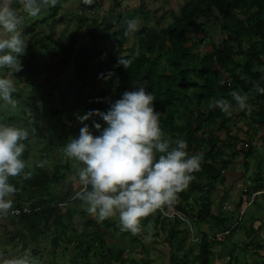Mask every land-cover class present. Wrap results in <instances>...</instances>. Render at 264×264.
Wrapping results in <instances>:
<instances>
[{"label": "trees", "instance_id": "trees-1", "mask_svg": "<svg viewBox=\"0 0 264 264\" xmlns=\"http://www.w3.org/2000/svg\"><path fill=\"white\" fill-rule=\"evenodd\" d=\"M62 2L58 0L55 7H49L52 8V12L46 18L55 16ZM120 2V0H114L116 6H120ZM16 5L20 7L18 3ZM140 9L142 12L146 9L144 0H141ZM86 16L89 19L84 18ZM172 16L173 21L169 25H162L163 21L160 17L155 20V24L140 27L132 33L137 40L130 47H124L127 38L126 26L113 30L112 36L115 38L114 42L118 51L122 53L128 51V53L118 57L111 54L108 59L114 64V68L105 69L103 73L105 76L113 73L111 77L117 79L116 93L119 96H122L125 91H134L141 86L154 96V108L160 114V128L164 133V139L168 140L170 145L174 146L177 139L187 141L186 151L189 156L203 149L204 145L207 146L202 153L200 171L193 173L194 180L186 190L178 194V199L173 205L163 208L166 212L178 211L182 217H187L189 220L179 215L167 216L157 210L143 220L142 225L148 231H153L152 237H157L161 235L160 231L167 230L164 237L170 250V259L167 264H213L216 256L215 247L244 223L241 220L243 214L240 218L241 222L239 220L240 224L236 222V226L231 224V217L220 215L216 210L214 193L222 192L220 186H224L226 181L224 170L235 163H240L239 161H242L244 165V171L239 179L246 177L249 158L253 156L255 150L251 142H248L241 160L237 157L238 151L233 149L232 143L217 135L205 136V129L212 130L213 125L218 123L219 130L224 129L229 138L238 140L237 136L230 135L231 115H226L216 106L209 108V104L223 99L229 101L232 106H236L231 93L235 91L240 95H247L248 103L253 105V110L249 114L250 121L256 125L261 146L264 148V131H262L264 130V94L256 90V85L264 88V0H186L179 12H173ZM77 17L79 24L81 21L87 23L91 44L85 42L74 45V43L67 44V41L62 38L54 39L60 43L59 53L56 54L58 66H67L71 63L76 73V79L70 82L76 85L77 92L72 99H69L75 103L72 106L65 103V95L62 94L61 106H54L48 112L50 118L57 121L54 127L62 131L61 137L73 133L72 131L80 126L75 112L80 99L84 101L87 112L90 110L106 112L108 102V91L102 89L96 96L90 89L95 83L93 60L100 51L97 41L101 36H106L104 32L113 28L115 22L107 21L105 17L100 20L98 12L79 14ZM32 25L22 32L23 38L33 30ZM205 25L214 26L215 29L217 26L222 40L219 47H216L214 41L212 50L200 55L198 46L202 43L203 37L199 34L204 32ZM99 28L101 33L96 35V30ZM39 34L40 31L33 32L27 40L28 47L31 49L29 57L31 63L43 46L50 45L44 38L39 37ZM53 35L54 31L50 33L47 40L55 42ZM39 40L42 46L39 45ZM120 56L130 61L127 68L118 63ZM21 60L24 63H22L23 70L20 74L23 76L26 74L23 71L27 62L23 61L24 58ZM4 76L5 73H2L1 78ZM43 88L44 94L49 97L40 101H31L39 102L40 106L34 109L30 101H25V104L30 107V109H24L26 117L22 118L26 129L29 128V122L34 117L33 112L44 111L43 102L52 104L51 97L55 96L53 91L58 86L45 84ZM13 94L17 97L24 95L25 99L29 97L25 95L27 93L22 87H17ZM242 114L246 115V111H242ZM16 118L15 114L5 113L0 116V123L16 122ZM100 119L94 116L90 123ZM67 120L71 122L75 120L74 126L69 122L74 130H69L70 125H67ZM12 124L21 127V122ZM29 144L23 157L26 160L34 156ZM50 149V144H46L41 150L47 153ZM44 162L45 160H42L41 164ZM39 164V162L34 163L37 166L34 171L26 169L31 172L30 178H25L23 175L10 178V183L17 186L20 191L14 198L13 210L8 217L0 216V228L9 236L8 240H11L15 249L21 241V249L24 252L22 254H26L25 250L29 247L30 241L39 239L52 228L54 232L51 238L52 252L55 253L56 248L63 242L64 250L70 252L71 261L80 263L76 255L87 258L91 252H94L98 254L94 264H115V262L127 264L128 261L133 264H149L148 259L140 261L134 257L127 259L132 251L129 248L128 254L125 255L127 245L135 246L136 240L126 235L125 231L118 235V241L109 245L106 243V232H101L100 227L106 231L112 227L117 228L119 222L114 221L113 218L103 221L90 218L86 224L89 228L84 225L85 229L77 223L75 215L79 212V204L83 202L75 196L82 191L83 186L81 185L79 189L73 188L67 174L68 162L50 164L52 171L43 169ZM261 165L258 169L260 175L263 174ZM254 182L252 189H259L264 185V181L261 182L260 179ZM249 193L245 191L246 200ZM192 194H194L196 206L187 208ZM10 214H14L16 218ZM200 223L208 224V229H198ZM193 225L196 230H193ZM82 227L83 230L80 231ZM87 230L90 232L87 233ZM79 236L84 238L81 239ZM87 236L91 237L92 242L87 241ZM187 237H191L194 242L190 246L185 245ZM122 241L126 245H122ZM102 249H106L111 257L105 260L106 255ZM2 251L7 256L3 261L18 259L14 254H8L9 251L6 249ZM38 251V249H32L34 255ZM3 261L0 264H3ZM227 264L236 263L229 259ZM258 264H264V260Z\"/></svg>", "mask_w": 264, "mask_h": 264}, {"label": "clouds", "instance_id": "clouds-1", "mask_svg": "<svg viewBox=\"0 0 264 264\" xmlns=\"http://www.w3.org/2000/svg\"><path fill=\"white\" fill-rule=\"evenodd\" d=\"M20 6L13 7V0H0V69L13 74L21 72L20 57L26 54L27 41L22 35L24 23L21 13L37 17L46 7H55L58 0H15ZM92 5L93 0H82ZM140 18L126 20L125 35L136 32ZM118 63L125 68L130 61L120 56ZM101 74V77L108 79ZM264 94V88L256 85ZM16 84L12 79L0 78V101L15 109L13 98ZM236 109L251 111L247 95L231 93ZM154 96L145 87L125 91L122 97L111 103L107 112L90 110L78 115L83 125L79 136L70 138L63 152L79 162L77 169L82 191L75 196L83 202L86 211L99 221L118 215L121 231L136 236L142 231V221L165 206L173 205L178 194L186 190L194 180L193 173L200 171L202 157L189 156L187 141L177 139L174 146L164 139L159 124V113L154 108ZM219 107L231 115L233 106L227 100H215L209 108ZM97 116L107 127L93 120L92 126L100 131L94 135L85 121ZM35 129H33V132ZM29 131L15 124L0 123V216L13 210V201L20 189L10 183V178H30L31 167L24 159ZM43 167V164L39 165ZM150 227V225H149ZM3 264H26L22 259H9Z\"/></svg>", "mask_w": 264, "mask_h": 264}, {"label": "rangeland", "instance_id": "rangeland-1", "mask_svg": "<svg viewBox=\"0 0 264 264\" xmlns=\"http://www.w3.org/2000/svg\"><path fill=\"white\" fill-rule=\"evenodd\" d=\"M62 1L63 2L61 4V6H63L65 8V17H64L65 19H63V20H68V18H70V17H71L70 19H73L74 18L73 13L82 14V15H86V13H88V14L89 13L96 14V12L100 11L101 9L102 10L105 9V10H108L110 12L108 14H107V12H104L102 14V16H106V17L108 16V18H110L112 22L116 23L117 27L121 26V22H119V23L117 22V21H119L118 19H120V17H118L119 14H116L117 8H119V6H116L114 4V0H99L101 3L100 2L97 3V0H93L92 5H85L82 2V0H62ZM185 1L186 0H176V6L172 7L173 8L172 9L173 12H175V10H176V12H179L180 7L182 6V4ZM14 3H15V1H14ZM102 3H103V5H106V8H104L103 6H101V8L99 7L100 5H102ZM144 3H145V0H144ZM169 3H171V2H169ZM16 4L17 3L13 4V7L14 8H19V7H16L17 6ZM149 5L150 6L153 5V3L150 2V0H149ZM85 7H87V8H85ZM46 8L48 9L46 11V13L52 12V8L51 9L49 7H46ZM44 10H45V8L43 9V11ZM43 14H44V12H41V14L38 15L37 17H30V16H28V15H26L24 13H21V15L23 16V20H25V19L27 20V21H25L26 25H32V24H36L37 23L38 26H40V25L42 26V23H41L40 20L37 22L35 19L42 18ZM84 18H88L89 19V17H87V16L84 17ZM172 19H173V17H172ZM172 19H171V21H172ZM76 20H78V19H76ZM70 22H72V21H70ZM162 24H163V22H162ZM164 26H166V25H164ZM67 27L72 29V33H71L73 35L72 39H75V41L77 42V45H80L82 43H85V42L89 41V36L87 37L88 27H87V23H85V21H81L80 24H79L78 21H76V26L74 27V29H73V27L71 25H69V23H68ZM25 29H26V27L22 26V32ZM218 30H219V28L217 29V26H216V29H215L214 26L205 25L204 32L203 33L200 32V34H199L200 36L203 37L202 43L198 46L200 55H203L205 53V51L212 50V44H213L214 41L216 42L217 37L220 34ZM99 31H100V29L96 30V35H99V33H101ZM110 32H111V30H110ZM104 33L106 34V36L110 35V38L107 40L104 35H103V37L101 36L99 38L100 42L98 43V45H100L102 47V51L103 50H105V51L101 52V56L95 57L94 65H97V67L98 66L102 67L103 65L111 64V62H109V59H108L109 58V53H112V54L120 53V51H118V49H116V50L112 49L113 45L111 46V43H110V41L113 40L112 37H111L112 34H109V32H104ZM71 34H68V37H61V38H64L65 41H67V44H68V43H70V35ZM42 35H43V31H42V33L39 34V37H42ZM86 39L88 41H85ZM48 43L51 45V47H52V45H58L60 47L59 41H57V43H56V42H50L48 40ZM167 43H168V40H167ZM90 44H91V42H90ZM99 54H100V51L96 55H99ZM106 56H107V58L105 59L104 57H106ZM21 58H24V60H26L25 56L20 57V59ZM34 62H35V64H31V65L29 64L30 61L28 62V64L30 65V70L27 67L25 68V70L23 72L24 73L26 72V74H28V75L24 74L23 78H30L31 80H35L36 81V80H39L40 77L42 79L44 77H46V78L47 77L48 78L51 77V78H53V82H55L56 84L60 83L59 80H57L56 72H54V71H56V69H53L54 68V64H52L50 62L47 63L48 68L51 69V70H48L47 72H45V71L39 69L36 66V63L38 62V60H36V59L34 60L33 59V63ZM111 65L113 67L114 64L112 63ZM57 72H59V71L57 70ZM42 73L44 74L43 76H41ZM10 74H11V77H13L11 71H10ZM101 74H104V73H102L101 71L98 72V73L97 72L95 73V71H94L93 77H94L95 83H94V86H92V88L90 90L92 92H94V94L96 96H98L100 94L102 89H105L106 91H108V93H107L108 94V102H107V108H106V112H107L109 107H110V105H111V103H113L116 100L120 99L122 96H120V98H119L117 96L118 94L116 93L117 79L110 77L108 79H104V81L106 80L104 82V81H101L103 79L101 77ZM104 76H105V74H104ZM17 79H19V77H17ZM49 80H51V79H49ZM17 85L19 86V83H17ZM75 86L76 85L65 86L64 90L62 91V93H64V95H65V97H64L66 99L65 103H68L71 106L73 105V103H75V102L69 101V99H72L76 95L77 90H75ZM27 87H28V89L22 85V88H24L26 90L30 89L36 95L39 94L38 90H41L39 88V86H34V87L27 86ZM53 92H54V95H55V91H53ZM31 97L36 98L35 96H31ZM45 97H48V96L46 95ZM34 98H32V99L26 98L25 99V97H22V99H21L22 103H18L17 107L15 109H13L10 106H8L6 108H2V109H7V110L4 111V113H0V116L5 114V113H8L10 115L11 114H15L17 116V118H16L17 121L13 122V123L18 124L19 122H21L22 117L24 116V109H30V107L25 104V101L28 100V101L31 102V101L37 100V98L36 99H34ZM60 98H61V96H58V95L54 96L52 98L53 99L52 100V104H46L45 102H43L44 103V105L42 107L43 110L44 111H49V109L54 107V106L55 107L56 106H58V107L61 106ZM41 99H43V98H41ZM31 103H32L31 104L32 108L40 106L38 104L39 102H36L37 104L35 102L34 103L31 102ZM4 104L5 103L3 102L0 106H2ZM252 110H253V105H251V111ZM251 111L250 112L246 111V115H243L242 111L236 109V106H233V111L231 112V117H230V121H229V125H230V128H231L230 135L237 136L238 140L234 141L233 139L229 138L226 135L224 129L219 130V128L217 127L218 123L213 125L212 130L205 129V136L217 135V136H220L223 139H225L227 142L232 143L234 145L233 149H236L238 151L237 157L240 158L241 160L243 158L244 150L248 147V142H251V144L254 147L255 153L253 154L252 157L249 158L248 170L252 169V167L254 165V160H257V161H259V163L257 165V169L255 168V170H257V172H258L259 165H261V162H262L261 167H262L263 174H264V160H263L264 159V148L261 146V140H260V137H259L260 135L258 136V131L256 129V125L250 121L249 114L251 113ZM75 112H76V116H78V115L82 116V115H85L86 113H88L86 111L85 104H84V101L82 99H80L79 106L75 110ZM33 115H34V117H32L33 122L36 123L38 121L39 123H42V125H45V127L48 124L47 121H49L51 119L50 116H49V113L48 114L47 113L44 114V113L38 112L36 110L33 112ZM90 121H91V118L89 120L85 121V123L89 125L90 131L94 135H100V131H97L92 126L93 123L91 124ZM69 122L72 124V126H74L76 124L75 120H74V122H71V120L70 121L67 120V125H70ZM97 122L101 125V130L103 128L107 127V125L105 124V122L103 121L102 118L100 120H98ZM8 123L12 124L10 122H8ZM34 123H32V124H34ZM25 126H21V127L25 128ZM68 127H69V130H72L74 128V127L72 128L71 125L68 126ZM81 127H83V125L80 123V126L78 127V129H76L75 131H72L73 132L72 134L65 135L63 137V139H62V142H60V143H57L58 140H59L57 138L56 139V143H55L56 146H54L53 149L51 148L50 150H47V153H45L41 149L36 150L34 148H31L32 154H34V156L28 158V161L31 164V167L29 169L31 171H34L37 168V166H35L34 163L35 162H39L41 164L42 160H45V162L43 163V167L42 168L43 169H47V170H51L50 164H55L57 162H68L69 163V169H68L69 171H68L67 174H68L69 177H74V176L77 177L76 178L77 181L75 182V184H73V188L74 189H79L81 184L79 183L77 169L79 167H82V165H80L79 162H77V161H75V160H73L71 158H68L63 152V147L69 141L70 138H75V137L79 136V130H80ZM27 130L30 133H32V129L30 128V126H29V128ZM262 131H264V130L262 129ZM262 131H260V132H262ZM36 133H37V135L39 134V132L35 131L34 134H36ZM34 138L35 137L33 135L29 134L28 141H32ZM47 142H50V141H47ZM24 143L27 146V142H24ZM46 144H51V143H46ZM206 148H207V146L204 145L203 149L197 150L194 155L202 157L203 150H205ZM239 162L240 163H235L236 167H239V168L244 170V168H243L244 165L241 163L242 161H239ZM217 192L218 193H217L216 198H215V203H216V210L219 213V191H217ZM190 200L192 202H194V203L193 204L191 203L187 208H190L191 206H196V203L194 201V194L191 195ZM82 204L83 203L79 204V206L81 205L80 207L78 206L81 211L75 215V219H76L77 223L80 226L82 225L84 227V229H85V226L88 223V220L90 218L97 219V220H98V218L93 216V215H90L86 211L85 208H82L83 207ZM10 215H13L14 218H16V216L14 214H10ZM5 217H8V215L5 216ZM112 218L114 219V221H118L119 222L118 215L114 216ZM83 227H82V229L80 231L83 230ZM86 228H89V227L86 226ZM193 230H195V228ZM80 231L78 233H80ZM87 231H88L87 233L90 232L89 230H87ZM100 231L101 232H106L105 241H106V243L108 245L118 241V235H120L122 233L119 224L117 225V228L112 227L108 231H106L103 227H100ZM125 233H126V235H130L131 239H135L136 240L135 241L136 242L135 246L131 247V245H127V249H126V254L125 255H127V251H128L129 248L132 250L131 253L127 256L128 260L132 259V257H134L138 261H140L142 259H148L149 260V264H167L168 263V261L170 259V250L168 248L169 246H168L167 242L164 240L165 239L164 237L167 234V230L160 231L159 233H161V235H157V237H152L151 235L153 234V231H151V232L148 231L147 228L144 225H142V231L136 237L131 235L130 232H125ZM53 234H54V232H53V229L51 228L43 236H41L39 239L37 238L34 241H30L29 247L25 250L26 254H22V253H24L22 251V249H21L22 242L20 241L19 242L20 244H18L17 248L15 249V247L12 245L11 240H8L9 236H7V234L4 233L3 229L0 228V262L3 261L4 259H6V257H7L6 255L3 254V251H2L3 249H6L7 251H9V252H7L8 254H14L15 255V253H16V256L19 259L25 260L27 264H50L51 262L53 264H94L96 262V260L98 258V254H95L94 252H91L87 258H85V257L81 258L80 255H76V257L79 258L78 261H80V263H78L77 261H74V260H72V261L70 260V258H69L70 257L69 256L70 252L68 253L67 252L68 250H64V246L57 247L56 250H55V253H53L52 252V241H51V238H52ZM190 236H192V235H190ZM80 238L83 239L84 236H81ZM87 238H88L87 241H91L92 240L91 237L87 236ZM17 241H18V239H17ZM185 243H186L185 245H189L190 246V244H192L194 242L192 241L191 237L190 238L187 237V239L185 240ZM60 244H62V243H60ZM121 244L122 245L123 244L126 245V243H124V241H122ZM62 247H63V249H62ZM239 248L240 247H237V249H235V252L236 253H237V251L239 252V261L241 263H244L242 261H243V258L246 259V254H244L243 247H242V249H239ZM247 248L250 251L254 252V250L251 247H247ZM32 249H38L39 251L37 252V254L34 255L33 252H32ZM261 249H263V248H261ZM15 250L17 252H15ZM102 251H104V253L106 255L105 260L111 257L109 252L106 249L105 250L102 249ZM61 253L64 254L63 257L60 255ZM66 254L68 256H66ZM215 255L216 256H215L213 264H219V246L215 247ZM251 256H254V255H251ZM114 259H115V257H114ZM262 260L259 259L258 262H252L251 264H258ZM103 261L104 260H102V262ZM115 264H125V263H123V262H119V263L117 262L116 263L115 262ZM127 264H133V263L128 261Z\"/></svg>", "mask_w": 264, "mask_h": 264}, {"label": "crops", "instance_id": "crops-1", "mask_svg": "<svg viewBox=\"0 0 264 264\" xmlns=\"http://www.w3.org/2000/svg\"><path fill=\"white\" fill-rule=\"evenodd\" d=\"M14 1L15 0H13V4H15ZM120 1H121L120 6H119V8H117L116 14H119L118 17H120V19H118L119 21H117V22L118 23L121 22V26L117 27V25L115 23V26L110 29L111 32H110V30L107 31V32H109V34H112L113 30H118V29L122 28L123 26H126V20L132 19L135 17L140 18V27H142L146 24H155V20L157 18H160V17H162V20H163L162 25H169L173 21V19H172V17H173L172 16V13H173L172 9L173 8L172 7L176 6V0H150V2L153 3L152 6L149 5V0H145L146 9L143 12L140 9L141 0H125V1L120 0ZM99 2L100 1L97 0V3H99ZM169 2H171V3H169ZM101 6L106 8V5H103V3L99 7L101 8ZM85 8H87V7H85ZM47 10H48L47 8H45L44 11L42 10V12H44L43 16L41 15L42 18L35 19L37 22L40 20L42 23V26L41 25L38 26L37 23L34 24L33 30H31L30 32H28L24 36V39L26 41L32 35V33L36 32V31H40V33H42V31H43V35L41 38H44V40L46 42H48L47 39L49 38L50 33H52L53 31H54L53 40L59 39V38L61 39V37H68V34L72 33V29L67 27L68 23L74 29V27L76 26V21H77L76 19H77V16L79 14L73 13V15H74L73 19H70L71 18L70 17V18H68V20H63V19H65L64 18L65 17V8L63 6H61L58 10V13L55 16L46 18L48 16V14L50 13V12L46 13ZM104 12H107V14H108L110 11L105 10V9L104 10L101 9L100 11H98L99 19L102 20V18L105 17L107 19V21H111V19L108 18V16L107 17L102 16V14ZM175 12H176V10H175ZM24 14H26V13H24ZM43 18H46V19L43 20ZM171 19H172V21H171ZM25 21H27V20L26 19L24 20V23L22 26H25V27L31 26V25H26ZM70 21H72V22H70ZM72 36L73 35L71 34L70 35V43H74V45H77V42L75 41V39H72ZM88 36L89 35L87 33V37ZM111 37L113 39L112 41H110L111 46L113 45L112 49L116 50L118 48L114 42L115 38L112 35H111ZM105 38L108 40L110 38V35L105 36ZM62 39L65 40L64 38H62ZM99 40H98L97 44L100 42ZM136 40H137V38H136L135 34L131 33V34L127 35L124 47H130L131 45H133L136 42ZM85 41H88V40L86 39ZM55 42L57 43V40ZM41 43L42 42H40V40H39L40 46L43 45ZM89 43H90V41H88L86 44H89ZM59 49H60V47L58 45H52V47H51V45H48L47 47L43 46L41 48V51L37 54V56L35 58L36 60H38V62L36 63V66L45 72H47L48 70H51L48 68L47 63L50 62V63L54 64L53 69H56V71H54V72H56L57 80H59V82H60L59 84L58 83L56 84L55 82H53V78H51V77H49V78L44 77L43 79L40 77L39 80H36V81L31 80L30 78H23V76L19 72L15 73V74L12 73L13 77H11L10 71L8 69H1L0 70V78L2 77V73H5L4 78L12 79L16 84V88L22 87V85L24 87H26L27 89H28L27 86H32V87L39 86V88L41 90H38L39 94H37V95L35 93H33L30 89L29 90L25 89V91L27 93L25 95H30L28 97L29 99L34 98L31 96H35L37 98V100H39V101L42 100L41 98H46L45 97L46 95L44 94L45 90L43 88V85H45V84L50 85V86H53V85L58 86V88L55 89V96L58 95V96H61V98H62V94H64V93H62V91L64 90L65 86H73V84L70 81L76 79L75 78L76 73H75V70L73 69V66L71 63L67 64V66L66 65L58 66V56H57L58 54H57V52L59 51ZM98 49L100 50V54L96 55V57L101 56V52L105 51V50L102 51V47L100 45H98ZM123 53H128V51L123 52ZM123 53L120 51V53H118V54L114 53V55H116L118 57V55H121ZM111 54L112 53H109V56ZM30 55H31V49H30V47L27 46L26 54L24 55L27 58H26V60H23V61L27 62V64L24 67L25 68L29 67V69H30L31 64H35V62L33 63V61H32V63L31 62L29 63L30 65L28 64ZM104 58L106 59L107 56ZM21 59H23V58H21ZM21 62H22V60H21ZM93 62H94V60H93ZM22 63H24V62H22ZM111 64H109V65L106 64V65H103L102 67L101 66L97 67V65H94L93 73H94V71H95V73L96 72L98 73L100 71L103 73V70H105V69H113L114 67H112ZM57 70L59 72H57ZM43 73L41 76L44 75ZM25 75H28V74H25ZM17 77H19V79H17ZM49 79H51V80H49ZM93 80H94V77H93ZM101 81H104V78ZM17 83H19V86L17 85ZM117 96L120 98L119 95H117ZM22 97H25V96L23 95ZM22 97H17L16 95L13 94V98L17 101V104L22 103V101H21ZM53 97L54 96H52L51 98H53ZM36 98H34V99H36ZM61 98H60V101L62 100ZM2 103H3V101H0V105ZM6 107H8V105H6V104L0 106V113H4V111H6L7 109H2V108H6ZM48 112L49 111H43L42 113L48 114ZM23 117H26V115L24 114ZM23 120L25 121V119H23ZM5 123H8V121ZM32 123H34L33 119L29 122V126L32 129V133L29 132V134L33 135L35 138L32 141H28V140L25 141V142H27V144L30 143L29 145L32 148H34L36 150L38 148L42 149V147L44 145H46V143H51L50 147L53 149L54 146H56L55 143H56L57 138L59 139L57 143L62 142V139L65 135H63L61 137L62 131L60 129H56L54 127V125H55L54 123L57 124L56 120L51 118L49 121H47L48 124L46 127H45V125H42V123H39L38 121L34 124H32ZM21 126H25V124L22 122V120H21ZM33 129H35V131L39 132L40 135L39 134L37 135V133L34 134L35 131L33 132ZM47 141H50V142H47ZM258 163H259V161L254 160V165H253L252 169L248 170V172L246 173V177L243 179H239V177H240V175H242L244 170L239 168V167H236V165H232L231 167H228L227 169L224 170V174L226 176V181H225L224 186H220V190L222 192H219V214L224 215V216L229 217V218L231 217V224H234V225L236 222H238V224H240L239 220L243 214V219H241V220L244 221V223L240 224L241 226L236 228L234 232H231L227 237H225L223 239V242L219 245V264H227L229 259L232 260V262H234L236 264H242L239 261V252L238 251H237V253L235 252V249H237V247H240L239 249H242V247H243L244 254H246V259L243 258V261H242V262H244L243 264H251L252 262H258L259 259L264 260V238H263L264 237V195L258 194L256 196H254L253 199L251 200V197H252L251 193L258 189V188L252 189V186L255 185L254 180L260 179L261 182L264 181V174L260 175L257 172V170H255V168L257 169ZM76 178H77L76 176L69 177V179L72 181V184H75V182L77 181ZM245 191L250 192L247 200H246ZM217 193L218 192L215 191V193H214L215 198H216ZM189 203L193 204L194 202L189 200ZM82 206H83L82 208L86 209L85 205H82ZM79 207H78V211L80 212L81 210L79 209ZM185 218H186V220H189L187 217H185ZM241 220H240V222H241ZM208 226H209L208 224H201L200 223V224H198L197 228L200 230H207ZM194 228H195V226L193 225V229ZM195 230H196V228H195ZM193 235H194V233H193ZM252 238H253V241L251 242ZM60 246H64V245L60 244L58 247H60ZM247 247H251L254 250V252L250 251ZM261 248H263V249H261ZM62 249H63V247H62ZM128 252H129V250L127 251V254H128ZM60 255L63 257L64 254L61 253ZM251 255H254V256H251ZM14 256H16V255H14ZM66 256H68V255L66 254Z\"/></svg>", "mask_w": 264, "mask_h": 264}, {"label": "built area", "instance_id": "built-area-1", "mask_svg": "<svg viewBox=\"0 0 264 264\" xmlns=\"http://www.w3.org/2000/svg\"><path fill=\"white\" fill-rule=\"evenodd\" d=\"M258 194H261V195H264V185L262 186V187H260L259 189H257V190H255V191H253L252 193H251V200L253 199V197L254 196H256V195H258ZM16 211H18V210H16ZM161 211V210H160ZM161 212H163L164 214H166L167 216H174V215H179L181 218H185L184 216L182 217V215L178 212V211H171V212H166V211H164V209L161 211ZM185 220H186V218H185Z\"/></svg>", "mask_w": 264, "mask_h": 264}, {"label": "water", "instance_id": "water-1", "mask_svg": "<svg viewBox=\"0 0 264 264\" xmlns=\"http://www.w3.org/2000/svg\"><path fill=\"white\" fill-rule=\"evenodd\" d=\"M222 40V37L219 35L216 40V47H219L220 41Z\"/></svg>", "mask_w": 264, "mask_h": 264}]
</instances>
